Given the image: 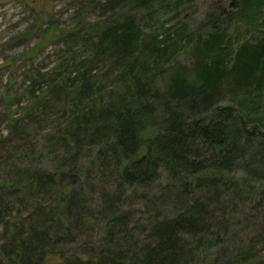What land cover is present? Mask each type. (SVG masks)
<instances>
[{
	"label": "trees",
	"instance_id": "obj_1",
	"mask_svg": "<svg viewBox=\"0 0 264 264\" xmlns=\"http://www.w3.org/2000/svg\"><path fill=\"white\" fill-rule=\"evenodd\" d=\"M229 1V12L216 10L206 18L208 30L200 27L198 35H189L182 23L174 32L173 42L189 36L192 44V63L186 67L175 59L160 62L171 31L162 40L145 34L150 0H135L125 9L138 3L135 13L115 11L100 26L99 40L90 41L77 76L81 82L70 95L79 112L70 127L83 126L71 142L79 151L85 147L81 140H89L91 157L84 168L73 170L102 176L110 191L101 229L106 243L77 264H200L220 256L235 199L263 187L264 0ZM234 21L245 34L250 31V38L232 48L226 39ZM53 33L57 40L66 31L53 28ZM107 51L123 56L124 66L108 79L113 89L106 101L85 90L91 88L93 57ZM159 64L162 73L149 71ZM167 65L172 72L163 88L154 87ZM105 83L99 87L106 89ZM223 91L231 102L215 104ZM82 104L90 109L81 110ZM134 204L146 214L140 230L130 224Z\"/></svg>",
	"mask_w": 264,
	"mask_h": 264
},
{
	"label": "rangeland",
	"instance_id": "obj_2",
	"mask_svg": "<svg viewBox=\"0 0 264 264\" xmlns=\"http://www.w3.org/2000/svg\"><path fill=\"white\" fill-rule=\"evenodd\" d=\"M107 1L0 0V264H77L93 257L106 243L105 239L101 243V229L110 185L93 172L74 173L73 169L84 168L91 150L86 149L89 140L79 141L85 146L82 150L73 148L78 145L71 142L74 133L84 130L76 124L70 127L79 113L70 95L81 82L77 76L86 65L90 41L99 40L100 26L115 11L135 13L140 8L135 3L125 10L135 0H118L109 6ZM150 3L152 13L142 22L145 34L150 40L154 36L162 40L171 31V43L160 62L175 59L185 67L192 63L193 48L189 36L172 41L176 29L185 23L189 35H198L194 32L200 27L208 30L206 18L214 11L232 8L229 0ZM53 28L66 31L65 36L56 40ZM262 30L264 33V26ZM249 36L250 31L245 34L234 21L226 40L234 48ZM123 66V56L114 52L95 55L89 65L91 88L85 92L101 94L106 100L113 89L108 79ZM149 71L162 73V65H152ZM164 71L154 78V87L163 88L171 66ZM100 81H106V89L99 87ZM214 102L230 103V94L223 91ZM82 105L81 110L90 109ZM261 173L263 187L234 201L222 254L210 255L200 264H214V259L215 264L234 259L233 264H264V171ZM165 180L163 175L161 182ZM130 213V224L140 230L144 210L134 204Z\"/></svg>",
	"mask_w": 264,
	"mask_h": 264
}]
</instances>
